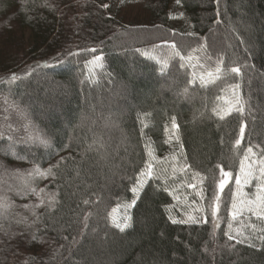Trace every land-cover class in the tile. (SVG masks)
Masks as SVG:
<instances>
[{"label":"trees","instance_id":"obj_1","mask_svg":"<svg viewBox=\"0 0 264 264\" xmlns=\"http://www.w3.org/2000/svg\"><path fill=\"white\" fill-rule=\"evenodd\" d=\"M79 1L0 0V264H264V219L254 241L225 236L243 153L264 155V0H144L154 26L130 30L105 13L116 0ZM175 9L188 27L168 37ZM156 25L168 38L122 45ZM172 84L194 99L162 89ZM7 107L24 109L49 147L33 145ZM173 118L183 166L204 180V221L171 208L182 186L167 172L131 191L149 156L172 152ZM104 119L118 131L106 135ZM31 165L45 174L27 176ZM40 186L45 204L27 208ZM134 199L120 231L109 214Z\"/></svg>","mask_w":264,"mask_h":264},{"label":"rangeland","instance_id":"obj_2","mask_svg":"<svg viewBox=\"0 0 264 264\" xmlns=\"http://www.w3.org/2000/svg\"><path fill=\"white\" fill-rule=\"evenodd\" d=\"M79 0H75V3H79ZM108 7L104 8L106 15H110L115 17L116 21H120L124 24L128 30L129 28H141V27H153L154 25H150L152 22L149 17L148 10L145 7L144 0H116L111 4H107ZM110 8L112 11H110ZM177 8V7H176ZM167 28L171 29L168 37L174 33L173 31L185 30L188 27L187 19L183 15L181 11H177L175 9L172 12L170 22L167 24ZM158 30L154 31H140V37H130L131 34H128L129 39L122 45H127L126 43L135 42V40H155L164 38L166 36L164 34V26L156 25ZM225 32V31H224ZM222 31L223 41H225V33ZM166 36V38H168ZM74 42V39L72 40ZM158 44V43H157ZM159 44L172 45L173 43H169L168 41L159 42ZM126 47V46H125ZM128 52L129 50H125ZM100 57V56H96ZM93 58L90 61V65H97L98 61H95ZM214 76V74H213ZM208 79H212L208 77V73L204 75ZM263 82L261 87L262 93L264 92V74H262ZM166 79V78H165ZM164 80V79H163ZM165 81V80H164ZM170 81V80H168ZM163 90L167 93L171 94L174 97H180L184 101H192L194 99L193 96L187 95L185 90L179 87L177 84H172L168 86H163ZM4 99H0L3 101ZM121 102V100H120ZM33 105L38 106L37 103L33 102ZM11 106V105H9ZM15 108L7 107L6 111L11 110L14 112ZM254 111H260L259 107H255ZM10 112H8V118H10ZM13 120L18 123L20 126H26L22 131L23 134L28 133L26 138L30 140L33 145H41V147L47 148L50 145V141L43 135L37 128L27 129V125L23 123L24 117L26 116L24 109H21L19 112H14ZM92 115V113L90 114ZM88 119V117L86 118ZM111 119V118H110ZM110 119H104L100 121L101 128L107 132L106 135H111L116 133V123L111 121ZM8 121V120H7ZM10 121V122H11ZM6 123V121H4ZM94 123V122H93ZM167 131V141L170 142L172 152L170 151L164 157L156 158L154 156H149L148 164L150 163L152 166V175L153 173L159 174L161 177H164V173H168L167 177L164 179L166 182H174V180H179L180 186H182V191L180 193L173 192L174 204L171 207L176 213L188 220H205V208L203 205V189H205L203 177L198 173H190L187 166H183V151L178 145L177 140V127H173V123L168 125ZM16 127V126H14ZM13 143V142H12ZM33 148V147H32ZM8 147H5V151L8 152ZM264 161V155H257L249 150L243 153V157L240 161V165L238 170L236 171V175L234 176V181L232 182L231 191H230V202L228 205L229 213L226 221V230L225 236L233 242L243 241V242H251L255 240V236L260 231V222L264 219V214L257 215L254 214L253 211L249 210V205L246 203L247 201H255L257 196L261 194V189L258 188V185H262V181H264V177L261 176V168L264 167V164L261 162ZM244 164V171L247 172L251 170L252 176L247 183H244L243 173L241 172V163ZM29 166L26 169L27 176L31 177H39L41 174L37 173V168ZM47 168V167H46ZM44 169V168H43ZM42 168H39V172L43 173ZM146 169V168H145ZM144 169V170H145ZM151 175V176H152ZM241 176V185L238 187L236 184V176ZM151 176H144L145 178H149ZM221 180H219L220 182ZM44 185V184H43ZM39 190V191H38ZM187 190V191H185ZM32 193L30 194V198L26 203V207H39L45 204L46 197L42 194V192L47 193L43 190V187H37L32 189ZM47 196V195H46ZM235 201L236 210H233V203ZM129 205H131L129 207ZM211 205V204H210ZM218 207V203L216 204ZM132 207V203L130 204H117L111 210V219L116 223H123L124 217L129 216V211ZM252 207H255L254 205ZM2 206H0V209ZM33 209V208H29ZM229 237H232L231 239ZM3 263V261H0ZM9 264H25L24 261H19V258L10 262Z\"/></svg>","mask_w":264,"mask_h":264},{"label":"snow or ice","instance_id":"obj_3","mask_svg":"<svg viewBox=\"0 0 264 264\" xmlns=\"http://www.w3.org/2000/svg\"><path fill=\"white\" fill-rule=\"evenodd\" d=\"M177 2H179V0H177ZM103 7L107 8L108 5L105 4V5H103ZM93 51H94V50H93ZM176 55L179 56V55H180L179 52H177ZM100 59H101V57H95L94 62H95V61H99ZM181 59H184V58L181 57ZM189 59H191V57H189ZM230 71L233 72V73H239V72H240V68H238V67H233V68L230 69ZM220 72H221V69H220L219 66H217V68H216V73L219 74ZM208 77H209V78H215V77L213 76V73H208ZM16 78H17L16 75L13 74L12 79L15 80ZM201 79L203 80L204 77L202 76ZM186 91H187V90H185V92H186ZM238 110H242V109H238ZM218 114H219V113H218ZM223 118H224V117L221 116V119H223ZM173 127H174V128L176 127V124H175V118H173ZM243 132H244V128H243V126H242V127H241V133H243ZM239 142H240L239 140L236 141L237 144H239ZM249 151H251V149H249ZM261 163L264 164V161H262ZM36 171H37L38 174H42V175L45 174V173H40V172H39V169H37ZM221 172H222V176H223L224 178L221 179V181H220V183H219V187H220L221 189H223V188H224V185L227 183V177H228L230 174H229L228 172L223 171V169H221ZM241 172L243 173V180H244V183H247V182L249 181V179L251 178V176H252V172H251V170H249V171H247V172L244 171V164H243V162L241 163ZM47 174H51V170H50V169L47 170ZM151 175H152V166H151V164L149 163V164L146 165V169L141 171L140 176L143 177V176H151ZM261 176L264 177V167L261 168ZM235 179H236V184H237V186L239 187V186L241 185V176H240V175H237ZM145 182H146V181H144L143 179H140V178L137 179V184H136V186L133 187V188L131 189V191L133 192V194H134L135 196H138V194H139V190H140V188L143 187V185H144ZM258 188L261 189V194L257 196V198H256L255 201H247L246 203L250 206V207H249V210L253 211L254 214L261 215V214H264V181H262V185H258ZM216 199H219V198L216 197ZM135 202H136V201H135V199H134V200L132 201V205H134ZM85 203H88V201H85ZM253 205H254L255 207H252ZM0 206H5V205H3L2 203H0ZM130 206H131V205H129V207H130ZM233 210H234V212H235V210H236V204H235V201H234V203H233ZM109 215H111V214H109ZM212 215H213V216L216 215V207H215V206H213ZM130 219H131V217L126 215V216L124 217V222H123L122 224H121V223H115V226H116L117 228H119L120 231H124V229H125L126 227H129V226H130V225H129V221H130ZM174 222H175V221H174ZM33 238H35V237H33ZM229 238L231 239L232 237H229Z\"/></svg>","mask_w":264,"mask_h":264}]
</instances>
